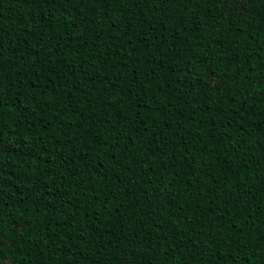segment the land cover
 <instances>
[{
  "label": "trees",
  "instance_id": "obj_1",
  "mask_svg": "<svg viewBox=\"0 0 264 264\" xmlns=\"http://www.w3.org/2000/svg\"><path fill=\"white\" fill-rule=\"evenodd\" d=\"M3 264H264V0H0Z\"/></svg>",
  "mask_w": 264,
  "mask_h": 264
},
{
  "label": "snow or ice",
  "instance_id": "obj_2",
  "mask_svg": "<svg viewBox=\"0 0 264 264\" xmlns=\"http://www.w3.org/2000/svg\"><path fill=\"white\" fill-rule=\"evenodd\" d=\"M0 264H3V262H2V261H0Z\"/></svg>",
  "mask_w": 264,
  "mask_h": 264
}]
</instances>
